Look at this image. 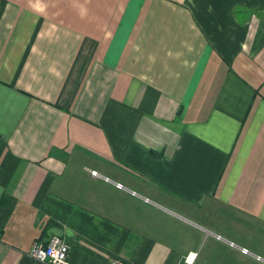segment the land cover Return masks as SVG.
Returning <instances> with one entry per match:
<instances>
[{"label":"crops","instance_id":"0c3cea01","mask_svg":"<svg viewBox=\"0 0 264 264\" xmlns=\"http://www.w3.org/2000/svg\"><path fill=\"white\" fill-rule=\"evenodd\" d=\"M52 236L264 264V0H0V264Z\"/></svg>","mask_w":264,"mask_h":264},{"label":"built area","instance_id":"2783aa9c","mask_svg":"<svg viewBox=\"0 0 264 264\" xmlns=\"http://www.w3.org/2000/svg\"><path fill=\"white\" fill-rule=\"evenodd\" d=\"M96 175V171L91 172ZM117 186L121 187L120 184ZM69 250L68 243L60 239L58 236H52L46 242L35 241L29 252L30 257L35 261L45 262L47 264H69ZM243 253L247 250L241 249ZM196 251H189L182 258L181 264H194L197 258ZM108 264H124L120 259H111Z\"/></svg>","mask_w":264,"mask_h":264},{"label":"rangeland","instance_id":"374dc122","mask_svg":"<svg viewBox=\"0 0 264 264\" xmlns=\"http://www.w3.org/2000/svg\"><path fill=\"white\" fill-rule=\"evenodd\" d=\"M209 213V212H208ZM238 233L239 234H243V235H245V233H246V231H244V228H239L238 229ZM249 236V238L251 239V240H253L251 243L252 244H257V246H258V244H262V243H260L259 241H257V237L256 236H251V235H248Z\"/></svg>","mask_w":264,"mask_h":264}]
</instances>
